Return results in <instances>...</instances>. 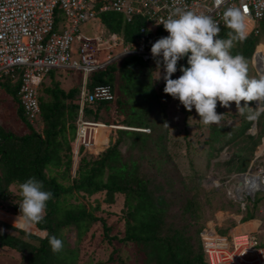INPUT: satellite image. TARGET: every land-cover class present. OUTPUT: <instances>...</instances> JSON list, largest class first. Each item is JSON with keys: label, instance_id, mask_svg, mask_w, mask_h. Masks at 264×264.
<instances>
[{"label": "trees", "instance_id": "obj_1", "mask_svg": "<svg viewBox=\"0 0 264 264\" xmlns=\"http://www.w3.org/2000/svg\"><path fill=\"white\" fill-rule=\"evenodd\" d=\"M99 16L108 30L110 28L112 31L122 33L126 43L130 41L137 43L142 36L140 28L146 19L141 15H134L130 21L125 20L123 14L117 11H105ZM63 18L66 19L63 12H58L57 20ZM260 21L263 22L264 17ZM66 25L67 23L64 22L63 26ZM249 26V29L253 26L250 20ZM220 29L219 38L226 39L230 29L225 25L220 26ZM260 36L261 28L257 26L249 32L246 40L236 42L231 50L232 54H241L246 60L251 59L258 46L264 44ZM132 62H135V66H129L128 70L127 65ZM181 65L188 66L187 57L178 61L179 68L172 78H177V73H181ZM59 69L61 68H53L45 76L40 84V86L45 85L42 95L39 86L42 132L36 123L29 120L20 103L19 80L12 82L8 76L3 80L0 79V86L16 99L17 113L28 127V131L18 134L10 127L0 124V206H7L5 203L9 199L7 194L9 186L17 184L20 187V184L29 177L43 181L44 190L53 193V198L47 201L44 219L33 222L40 230L47 232L46 236L41 237L0 221V229L3 230L0 231V247H9L20 252L21 264H78L79 243H82L92 225L100 222L110 244L132 242L135 245V260L138 264H209L201 239V232L205 226L199 224L200 217L196 218V224L192 222L194 216L198 215L196 202L188 201L182 206L178 217H171L169 208L175 202L184 200L188 194L184 195L176 188V181L170 170L163 168L150 175L142 163L147 159L155 163L146 156L147 154L174 159V152L168 150L170 142L165 140L163 133L154 134L151 130L150 132L141 130L148 126L152 127L149 124L152 114L155 112L162 114L167 108V101H163L162 95L164 85L160 79L155 80L156 64L144 62L138 54H129L125 55L119 64L112 62L90 74L88 83L90 90L92 91L95 86L107 85L114 91V98L85 103L83 109L85 118L114 124L116 127L123 124L126 127L141 129L116 128L117 137L96 155L81 146L77 168L73 175L75 158L72 143L76 138L77 119L81 108L82 79L78 82L80 84L63 87L61 81L55 78ZM140 70L144 71L145 78H148L153 85L150 93L145 88L142 77L133 81L139 84V87L134 84L131 89L128 84L129 79L135 77V72ZM160 70L163 71V68ZM81 75L83 77V73ZM116 87L119 90L117 93ZM147 92L149 95H145ZM44 94L48 96L47 99L43 97ZM249 106L255 108L257 105L253 101ZM221 110L225 114H231L232 123L220 126L212 124L209 128H216V135H224L223 130L232 127V130L227 129L232 132L231 139L225 141L224 145L235 143L229 147L232 149L239 139H243L248 142L247 147L250 143L248 150L253 151L261 143L264 134V127L260 129L264 115L254 121L257 122L259 129L256 134H252L248 133V129L253 121H248L237 111L232 112L231 109L225 108ZM115 114H119L120 117L117 122L111 120ZM199 127L205 129L206 126L202 124ZM239 148L238 144L230 156V159L234 160L229 161V164L244 158L249 161L247 156H244V151L236 153ZM172 163L176 165L174 161ZM245 166L246 164L240 168L235 167L234 170L244 172ZM102 192L103 202L111 207H114L118 200L122 201L125 219L123 237L118 233L110 234L112 227L107 219L96 213L97 210L102 209L100 200H96L95 206L80 201L81 197ZM118 194L122 195L119 196L120 199L117 197ZM17 201L19 202L14 204V208L7 207L6 211L18 215L21 195ZM190 217H193L192 220ZM68 229L76 233L74 245L64 233ZM8 230L16 231L18 234ZM222 230L220 233H224V228ZM22 235L27 238H23ZM53 235L63 242L62 251L57 253H53L49 244V237ZM115 253L114 249L107 261L97 264L112 263Z\"/></svg>", "mask_w": 264, "mask_h": 264}, {"label": "built area", "instance_id": "obj_2", "mask_svg": "<svg viewBox=\"0 0 264 264\" xmlns=\"http://www.w3.org/2000/svg\"><path fill=\"white\" fill-rule=\"evenodd\" d=\"M176 7L209 15L219 26L225 25L222 14L226 8L247 9L249 20L253 22L250 31L256 29L257 22L264 17V0H0V79L8 76L12 82L19 80L20 103L29 120L34 122L41 112L39 86L48 72L53 68L82 71L76 141L78 146L92 149L96 144V126L102 122L86 119L83 105L109 99L108 96L112 99L114 93L107 85L95 86L91 91L88 79L92 72L114 60L116 55L111 51L116 45L109 37L82 32V24L96 20L108 10L122 13L128 21L134 15L143 16L146 22L140 28L142 36L137 43L125 44L124 35L121 38L115 33L112 39L122 45L119 53L138 54L143 61L156 64L151 46L169 35L163 24L158 23ZM61 11L67 20H57V13ZM63 21L68 25L64 27ZM103 51L107 53L104 60ZM257 173L259 186L254 192L264 189V167ZM234 193L232 195H237L238 191ZM201 237L209 264H264V244L254 232L237 231L223 237L214 228L206 227Z\"/></svg>", "mask_w": 264, "mask_h": 264}, {"label": "rangeland", "instance_id": "obj_3", "mask_svg": "<svg viewBox=\"0 0 264 264\" xmlns=\"http://www.w3.org/2000/svg\"><path fill=\"white\" fill-rule=\"evenodd\" d=\"M257 26L258 28H261L260 38L261 41L264 42V21L262 22L259 20L257 22ZM107 30L108 28L102 23L101 19L98 21H87L81 26L82 32H85L92 36L100 35L103 37H109L112 43H115L119 47H122V45H119L120 43H117V41L112 39V34L117 31L115 30V32L109 34V32L107 33ZM250 30L251 28L249 29V32ZM118 34L121 36V38L123 37L122 33ZM253 55L254 59L252 57L251 59L247 60L248 74L250 77L258 78V76L263 75L262 71L260 72V70H262V64L264 60V44L259 45ZM134 63L135 62H132L127 65V69L131 65L135 66ZM257 65L260 70L257 68ZM162 72L163 71H161V73ZM81 74L82 72H79L75 69H59L55 78L61 81V85L63 87L68 88L69 86L80 84L78 82L82 79ZM134 75L136 76L132 79H129L128 81V84H130V88L132 89L133 85L135 84V82L133 81H136V78L142 77L144 80L143 83H145V88H147L150 93L153 89V85L149 82L148 78H145L146 74H144V71L140 70L138 72H135ZM180 75H182V72L177 73V78ZM160 81L162 82V85H164V89L165 81L163 80V78H161ZM115 82H118L117 77L115 79ZM134 86L139 87V84H135ZM44 87L45 85L43 84L40 86L41 95L42 89ZM163 89V101H167V108L162 114L155 112L151 115V120L150 122H148L152 127L148 126L147 128H144L146 129V131L144 132H150L151 130V132L153 131L152 133L154 134L163 133L164 137H166L165 140H168L170 142V144L168 145V150H170L172 153L174 152V159L170 160V158L166 157L158 158L156 156L147 154L146 156L150 159H153L155 163L147 161L148 159L143 160L142 163L144 164L146 171L150 175H152L153 172L159 171L163 168L170 170L171 175L176 181V188L180 192H182V194H188L186 195V198L184 200L175 202V204H173L169 208L171 217H178L182 206L185 205L188 201L194 200L197 204L195 208L196 213L198 214L197 216H194L195 218L190 217V220H192L193 218L192 222H194V224L197 223L196 218L200 217L198 222L205 227H215L217 232L218 230L220 232L222 228L231 230L232 227H235V224L237 223L241 212L245 213L249 209L253 208L254 203L251 199L246 200L247 209L242 210L240 204L241 201L237 198L229 196V190L233 188L235 184L234 180L229 179L234 177L235 173H238V171L234 170L235 167L240 168L242 167V165L246 164L245 172L243 173H256L260 167L264 166V134L262 136L261 143L256 148H254L253 151L248 150L250 143L247 147L248 142L244 141L243 139H239L236 145L232 149H229V147H232L235 143L228 146H225L224 143L225 141L231 139L232 132L227 129L232 130V127L224 129V135H216V128H209L212 124L205 125L200 119L199 115L196 113L194 107L191 111H188L178 99H174L170 95L164 93ZM136 90L139 91V89ZM117 92H119L118 87H116V93ZM149 93L147 92L145 93V95H149ZM43 97L45 99L48 98L46 94H44ZM17 108L18 103L16 99L13 98L11 94L7 93L0 86V124L6 127H10L18 134H22L24 131H28V127L25 122H23V120L19 117ZM224 108L225 107H221L218 102L216 111L218 114L223 113V118L221 123L216 125L220 126L221 124H229V122L232 123L231 114H225L224 112H222L221 109ZM225 109H231L232 112L237 111L235 103H232L230 108ZM118 115H113L111 120L113 122H117L116 120L120 119ZM261 122L262 123L260 129L264 127V117L261 119ZM34 123H36L37 127L42 132L43 121L41 119V115L34 121ZM202 124L206 126L205 129L199 127V125ZM253 124L250 129H248V133L250 132L253 134V131L257 132V129H259L253 127ZM120 126L126 127V125L123 124ZM113 127H116V125H114ZM116 128H111L110 126L107 128L109 135L108 142L105 143L100 149L96 148L95 150L94 146L89 150L92 151L95 155L98 152L104 150L111 143V141L117 137L116 130L118 129ZM132 129L141 128L135 127ZM238 144L240 148L236 153L244 151V156H247L249 163L247 162L246 158H244L243 160L235 161L231 164L228 163L229 161L234 160H231L230 156L237 148ZM72 145L75 158L74 169L72 170L73 175L75 169L77 168L76 166L80 157V154L75 152L76 149H80L76 138L75 140H73ZM133 152L135 154V151ZM172 161H174L176 165H174ZM163 182L165 183L164 180ZM7 194L9 197L8 201L5 203V205L7 206H0V221L18 228V226L14 224L18 215L4 210H8L7 207H9V209L14 208V204L19 202L17 200L19 199V195H21L20 187L17 184L9 186ZM119 196L122 197V195L118 194L117 197ZM183 197L181 199H183ZM103 198L104 193L102 192L89 197H81L80 201L86 202L91 206H95L97 204L96 200H100L102 202V209L101 211L97 210L96 213L99 216L107 219L109 225L112 227V231L110 232V234L118 233L120 237H123L125 219L124 211L122 210V201L118 200L115 203V206L111 207L107 203L103 202ZM256 198L257 200H259L257 205H260L264 201V195L262 194V192H259L256 195ZM219 215H222V219L220 218L221 216L219 217ZM1 228L7 230L5 227L1 226ZM23 230L37 234L41 237H45L47 233L43 230L38 229V227L34 223L27 225L25 228H23ZM8 231L18 234L13 230ZM64 233L69 238V242L74 245L77 238L75 231H70L68 229ZM22 237L27 238L24 237V235H22ZM261 241H264V236H262ZM79 244L80 248L78 249V264H97L101 261H107L114 249L116 250L115 259L112 263L107 264H138L135 260V245L132 242H114L113 245L110 244L105 237L103 225L100 222H96L92 225L82 243ZM206 255L207 259L209 260L208 254ZM21 263L22 254L20 252H17L9 247H0V264Z\"/></svg>", "mask_w": 264, "mask_h": 264}, {"label": "clouds", "instance_id": "obj_4", "mask_svg": "<svg viewBox=\"0 0 264 264\" xmlns=\"http://www.w3.org/2000/svg\"><path fill=\"white\" fill-rule=\"evenodd\" d=\"M61 12L65 14L64 11ZM222 18L225 26L230 29L226 39L219 38L221 29L218 22L211 16L203 13H196L188 9L176 7L169 13L166 19L161 20L158 24H163L164 29L169 35L159 38L151 46V54L156 62L155 71L157 75L155 80L163 78L165 81L164 93L174 99H178L188 111H191L194 107L205 125L221 123L223 113L218 114L216 111L218 102L221 107L225 108H230L231 103L234 102L237 112L245 116L248 121L254 122L261 115H264V75L259 78L250 77L246 58L241 54L233 55L231 51L235 47V42H243L247 39L250 27L249 16L245 9L228 7L223 12ZM100 19V16H98L96 21ZM64 22H62V25ZM65 23L68 25V22ZM108 32L111 34L115 31L107 30ZM115 33L119 36L117 32ZM124 43L127 44L126 42ZM115 45V49H113L114 54L113 51L111 53L116 56L110 63H118V61L120 63L125 55H129L119 53L121 47L117 44ZM184 57H187L188 66L181 65L180 71L182 75L175 79L172 78L173 74L177 72L178 61ZM161 68H163V74L160 71ZM83 79L84 76L80 84L81 90ZM107 98L110 99L111 97L108 96ZM253 101L257 105L255 108L249 106V103ZM82 113L84 116V112ZM107 125L111 128H116L113 127L114 124ZM253 127L257 128V122L253 124ZM119 128L126 127L122 126ZM127 128L132 129L133 127ZM141 130L146 131L144 128ZM253 134H256V132L253 131ZM257 172L254 174L258 175ZM250 173L253 172H238L234 174V177L229 179L235 182L233 188L229 190L230 197L239 199L237 197L238 194L232 195V193L241 190L245 185L240 175H248ZM240 182L242 185H239ZM20 190L22 201L19 203L20 210L14 224L18 228L23 229L33 222H40L44 219L47 201L53 198V193L50 190H44L43 181L35 177H29L20 184ZM259 192H262L264 195V189H258L252 195H247L248 193L245 194L243 191L241 192V199L239 200L241 201L242 210L247 209L246 200L248 199H251L254 205L258 203L259 200H257L256 195ZM213 228L215 229V227ZM0 231L3 230L0 229ZM217 233L223 237H230L231 235L222 234L219 230ZM254 233L259 237L256 231ZM49 244L53 253L60 252L63 249L62 240L54 235L49 237Z\"/></svg>", "mask_w": 264, "mask_h": 264}, {"label": "crops", "instance_id": "obj_5", "mask_svg": "<svg viewBox=\"0 0 264 264\" xmlns=\"http://www.w3.org/2000/svg\"><path fill=\"white\" fill-rule=\"evenodd\" d=\"M106 56L107 53L103 51L101 53L102 60H104ZM219 217L222 219V215H219ZM238 230L249 232L256 231L261 241L262 236H264V201L260 205L255 204L253 208L249 209L245 213L241 212L235 227H232L231 230L224 228V233L222 234L229 235L234 233L233 231ZM261 243H264V241H261Z\"/></svg>", "mask_w": 264, "mask_h": 264}, {"label": "bare ground", "instance_id": "obj_6", "mask_svg": "<svg viewBox=\"0 0 264 264\" xmlns=\"http://www.w3.org/2000/svg\"><path fill=\"white\" fill-rule=\"evenodd\" d=\"M261 71L264 75V60H263ZM108 127L109 126L106 125L105 123L98 124L96 126V129H95V138H96L95 150H96V148L100 149L105 143L108 142V130H107ZM240 177L245 182V185L242 187L241 190H238L237 197L239 199H241V191L242 190L245 191L246 193L252 194L254 192V190L257 188V186H259V183H258L259 175H257V174H254V173H250L248 175L244 174V175H240Z\"/></svg>", "mask_w": 264, "mask_h": 264}, {"label": "water", "instance_id": "obj_7", "mask_svg": "<svg viewBox=\"0 0 264 264\" xmlns=\"http://www.w3.org/2000/svg\"><path fill=\"white\" fill-rule=\"evenodd\" d=\"M257 68H258V66H257ZM258 69H259V68H258ZM259 70H260V69H259ZM260 72H261V70H260ZM239 185H242V183L240 182Z\"/></svg>", "mask_w": 264, "mask_h": 264}, {"label": "snow or ice", "instance_id": "obj_8", "mask_svg": "<svg viewBox=\"0 0 264 264\" xmlns=\"http://www.w3.org/2000/svg\"><path fill=\"white\" fill-rule=\"evenodd\" d=\"M245 11H247V9H245Z\"/></svg>", "mask_w": 264, "mask_h": 264}]
</instances>
